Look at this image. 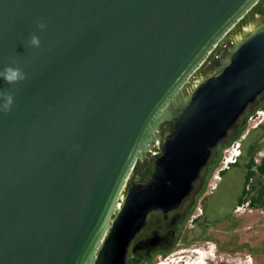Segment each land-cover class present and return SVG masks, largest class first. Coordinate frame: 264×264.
<instances>
[{
  "label": "water",
  "instance_id": "water-1",
  "mask_svg": "<svg viewBox=\"0 0 264 264\" xmlns=\"http://www.w3.org/2000/svg\"><path fill=\"white\" fill-rule=\"evenodd\" d=\"M9 67L0 264H131L172 242L259 106L264 0H0Z\"/></svg>",
  "mask_w": 264,
  "mask_h": 264
},
{
  "label": "rangeland",
  "instance_id": "rangeland-1",
  "mask_svg": "<svg viewBox=\"0 0 264 264\" xmlns=\"http://www.w3.org/2000/svg\"><path fill=\"white\" fill-rule=\"evenodd\" d=\"M257 121L254 126L264 121V116ZM253 129L248 126L240 139ZM230 141L213 161L203 191L197 193L200 196L190 221L176 234L174 247L167 253L155 255L151 264H264V213L254 211L243 216L236 228L231 226L232 221L224 223L243 193L248 174L246 160L229 170L223 169L224 158L235 148ZM260 142L255 155L259 159L264 155V136ZM200 215L202 220L198 224L191 222L194 216ZM246 243L250 249H245ZM193 250L199 252L197 256Z\"/></svg>",
  "mask_w": 264,
  "mask_h": 264
},
{
  "label": "flooded vegetation",
  "instance_id": "flooded-vegetation-1",
  "mask_svg": "<svg viewBox=\"0 0 264 264\" xmlns=\"http://www.w3.org/2000/svg\"><path fill=\"white\" fill-rule=\"evenodd\" d=\"M259 106H264V95L261 97ZM260 119H261V116L255 115V117L251 121H249V115L247 114V116L243 120L241 127H239L235 132H233L231 138L229 139L231 140L230 142L233 141L232 142L233 145H235L237 142L241 140L240 145H239L240 150H241V156L239 157L238 162L235 165H240L239 163L240 161L246 160L247 161V165H246L247 172H248L249 164L252 165L251 170L255 172V175H253L249 180L247 179L245 180V186H244V190H243L241 197L238 199L236 205L232 209V212L230 213L229 218L226 221H224V223L228 222V220L232 221L231 226L232 227L235 226V228L239 226V223H240L239 220L243 218V216L248 215L249 213L253 214L254 211H260L261 213H264V174H261L259 171V167L264 162V155L262 154L263 157L260 159L255 156L259 150L260 143H262L260 142L261 138L262 136H264V121L257 123L256 127L254 126V122L256 123L258 122L257 120H260ZM248 126L254 127L253 131L249 130L247 135H245L243 139H240L242 133L244 132V130H246ZM237 136L239 138L235 140V137ZM223 147L224 146H221L219 148V151H221ZM220 154L221 152L218 153L217 157L220 156ZM148 168H149V172H148ZM153 169H154V158L152 157L149 160V163L147 164L145 169L143 170L142 175L138 178V181L144 182L145 180H147L148 177L151 175ZM207 179H208V173L205 179L201 183L199 192L203 191V188L205 186ZM199 196L198 194L194 195V197L187 204L186 212L182 216V218L177 222L175 226L174 238L169 245H167L166 247H159L158 249L151 251V252H148V251L134 252L131 248L130 254H129L130 263L136 264L137 262H140L142 264H151L152 259L154 258L155 255L160 254V253L169 252L174 247L176 234L180 232V230L185 225V223L190 221L189 218L192 216L191 213L194 207L196 206L197 197ZM150 218L151 217H149V219ZM201 220H202L201 215L198 217L194 216L191 222H195L196 224H198ZM151 224H154V223L151 222ZM149 228H153L152 225ZM142 239H144L143 234H141L138 237L137 241H140ZM245 247H246L245 249H250L248 243H246ZM193 251L194 253H196V256H197V251L196 250H193ZM183 257H187V255H184ZM189 258H192V256Z\"/></svg>",
  "mask_w": 264,
  "mask_h": 264
},
{
  "label": "clouds",
  "instance_id": "clouds-1",
  "mask_svg": "<svg viewBox=\"0 0 264 264\" xmlns=\"http://www.w3.org/2000/svg\"><path fill=\"white\" fill-rule=\"evenodd\" d=\"M40 27L43 28V25H41ZM31 44L33 46L38 47L40 44V41L37 37L33 36L31 39ZM0 78H3L6 82L10 83V82H16V81L23 80L25 77L22 71H20L19 69H13L9 67L5 69L3 72H0ZM6 100L7 102L3 105V109L5 111H7L13 103L11 96L6 97Z\"/></svg>",
  "mask_w": 264,
  "mask_h": 264
},
{
  "label": "built area",
  "instance_id": "built-area-1",
  "mask_svg": "<svg viewBox=\"0 0 264 264\" xmlns=\"http://www.w3.org/2000/svg\"><path fill=\"white\" fill-rule=\"evenodd\" d=\"M255 115L258 116H264V109L259 110L255 113H252L251 115H249V121H251ZM257 126V124L255 125V127ZM240 143L237 142L232 150L229 151V155L227 157L224 158V167L223 169H229L231 166L237 164L239 157L241 156V150L239 147Z\"/></svg>",
  "mask_w": 264,
  "mask_h": 264
},
{
  "label": "trees",
  "instance_id": "trees-1",
  "mask_svg": "<svg viewBox=\"0 0 264 264\" xmlns=\"http://www.w3.org/2000/svg\"><path fill=\"white\" fill-rule=\"evenodd\" d=\"M258 108H263V109H264V106H258V107H256V108H255V111H256ZM238 138H239L238 136L235 137V139H238ZM252 162H253V161H252ZM251 168H252V165L249 164V165H248V174H247V177H246L247 180H249L253 175H255V172L252 171ZM259 171H260L261 174H264V162H263V163L261 164V166L259 167ZM148 172H149V168H148ZM153 221H154V220L151 219V222H152V223H153ZM136 264H142V263L137 262Z\"/></svg>",
  "mask_w": 264,
  "mask_h": 264
},
{
  "label": "bare ground",
  "instance_id": "bare-ground-1",
  "mask_svg": "<svg viewBox=\"0 0 264 264\" xmlns=\"http://www.w3.org/2000/svg\"><path fill=\"white\" fill-rule=\"evenodd\" d=\"M198 252V251H197ZM199 253V252H198Z\"/></svg>",
  "mask_w": 264,
  "mask_h": 264
}]
</instances>
